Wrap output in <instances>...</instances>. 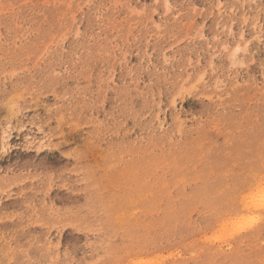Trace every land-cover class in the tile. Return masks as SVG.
Segmentation results:
<instances>
[{"label": "rangeland", "instance_id": "1", "mask_svg": "<svg viewBox=\"0 0 264 264\" xmlns=\"http://www.w3.org/2000/svg\"><path fill=\"white\" fill-rule=\"evenodd\" d=\"M259 190L264 0H0V264H264Z\"/></svg>", "mask_w": 264, "mask_h": 264}, {"label": "bare ground", "instance_id": "2", "mask_svg": "<svg viewBox=\"0 0 264 264\" xmlns=\"http://www.w3.org/2000/svg\"><path fill=\"white\" fill-rule=\"evenodd\" d=\"M264 192L263 191H258V193L256 192V194L254 195V197H252V199H248V201L249 200H252L251 202H248V203H254L253 205L255 206V204L256 205H259V206H263L264 205V194H263ZM251 197V196H250ZM246 201H247V199H246ZM263 201V202H262ZM260 202H261V205H260ZM247 203V202H246ZM263 204V205H262ZM251 206V205H250ZM253 208V207H252ZM259 209V208H258ZM249 218H247V219H244L243 220V222H241V223H239L238 224V226H241L243 223H245L244 224V227H245V229H246V227H248L247 226V224L248 225H251L252 224V222L254 221H251V220H248ZM248 220V222L246 223V221ZM237 221H239V220H237ZM257 221V220H256ZM255 222V221H254ZM230 225V224H229ZM244 227H241V228H244ZM249 228V227H248ZM223 231V230H222ZM222 240V239H221Z\"/></svg>", "mask_w": 264, "mask_h": 264}]
</instances>
